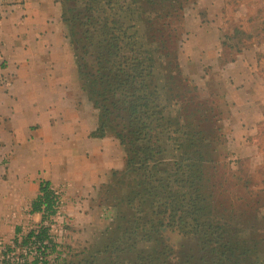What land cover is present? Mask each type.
I'll return each instance as SVG.
<instances>
[{
  "label": "trees",
  "instance_id": "16d2710c",
  "mask_svg": "<svg viewBox=\"0 0 264 264\" xmlns=\"http://www.w3.org/2000/svg\"><path fill=\"white\" fill-rule=\"evenodd\" d=\"M189 1H62V20L78 76L98 111V127L93 136H111L123 146L124 168L113 175H127L129 180L123 179L129 189L126 201L131 204L139 198L138 207L149 201L151 215L146 224L135 223L126 229L125 236L117 243L107 244L98 256L62 264H264V237L256 234V226H245L238 218L248 212L249 198L240 197V208H229L227 215L215 214L208 166L212 160L205 152L204 131L200 126L203 110L195 107L184 118V124L178 123L173 128L167 115L168 94H162L156 82L155 57L137 28L141 5L167 20L183 11ZM173 79L168 76V81ZM181 100L186 102L184 94ZM167 143L175 151L181 150L179 158L168 164L161 158ZM243 186L249 190V181H244ZM257 197L260 203L261 197ZM55 204L51 184L42 182L31 211L42 213L44 221L56 214ZM262 229L264 232V226ZM137 231L142 232L140 238ZM168 234L192 240L191 249L171 243ZM33 235L31 231L27 237ZM48 237L49 228L42 226L37 238ZM139 241H151L155 246L145 254H133ZM49 243L50 252L44 254L42 264H50L46 256L57 251V244L52 240ZM117 252L122 255L110 257L109 262L100 261L99 256L116 257Z\"/></svg>",
  "mask_w": 264,
  "mask_h": 264
},
{
  "label": "rangeland",
  "instance_id": "374dc122",
  "mask_svg": "<svg viewBox=\"0 0 264 264\" xmlns=\"http://www.w3.org/2000/svg\"><path fill=\"white\" fill-rule=\"evenodd\" d=\"M141 6L143 8L136 19L137 28L142 41L155 57L156 82L161 93L168 94L167 115L173 128L176 129L178 123L179 126L184 124L190 110L197 106L203 110L200 126L204 131L205 152L212 160L208 166L215 214L227 215L229 208H240V197L249 198L248 212L238 218L245 226H256V234L264 237V89L256 87L247 92L243 83H237L240 78L235 81L233 77L242 76V69L231 71L227 68L229 63L244 56L256 59L257 68L264 76V0H190L183 11L167 20L158 18L157 11L153 14L150 8ZM199 28L207 35L192 39L191 35ZM214 32H219V55L217 59H209L206 51L199 55V48L207 38L211 44L215 42ZM169 75L174 79L168 81ZM254 78L255 86L263 83L259 76L254 75ZM236 85L242 87L235 89ZM177 93H180L179 97L175 96ZM181 94L186 97L184 103ZM165 147L166 152L161 158L166 164L181 155V150L175 151L168 143ZM125 176L111 174L107 185L96 197L95 206L99 205V208L93 209L95 221L78 226L63 216L62 192L52 187L58 194L56 214L22 232L13 241L24 236L22 244L25 245L32 230L45 226L49 228L50 241L57 244V251L46 256L50 264L78 262L98 256L107 244L117 243L125 236L126 229L135 223L139 226L146 224L151 217L149 201L139 207V198L131 204L126 201L129 189L123 179H129ZM244 181H249V190L243 186ZM258 195L260 203L257 202ZM137 235L140 238L142 232L137 231ZM168 239L177 246L184 245L182 249L189 251L192 247V240L177 234H168ZM4 243L10 242L0 239V244ZM154 246L151 241H139L133 254H145ZM49 252L50 249L46 254ZM113 255L104 254L99 258L109 262L110 257L117 258L122 253L117 252L116 257Z\"/></svg>",
  "mask_w": 264,
  "mask_h": 264
},
{
  "label": "crops",
  "instance_id": "0c3cea01",
  "mask_svg": "<svg viewBox=\"0 0 264 264\" xmlns=\"http://www.w3.org/2000/svg\"><path fill=\"white\" fill-rule=\"evenodd\" d=\"M13 1L0 0V239L7 242L43 221L31 211L42 182L62 192V213L72 224L95 221L96 197L126 155L114 137L93 136L98 111L78 76L63 0ZM214 34L199 55L217 59ZM202 35L199 28L191 38ZM257 65L242 56L227 68L242 69L233 77L248 92L264 89ZM254 75L263 83L255 86Z\"/></svg>",
  "mask_w": 264,
  "mask_h": 264
},
{
  "label": "built area",
  "instance_id": "2783aa9c",
  "mask_svg": "<svg viewBox=\"0 0 264 264\" xmlns=\"http://www.w3.org/2000/svg\"><path fill=\"white\" fill-rule=\"evenodd\" d=\"M56 196L55 209L58 208L59 202L57 192H54ZM39 228L32 230L34 235L31 238H26L27 243L22 244L23 237L19 236L18 239L9 244H0V264H32L37 261V264H42L45 258V253L48 252L50 246V238L40 240L37 238ZM52 238V237H51Z\"/></svg>",
  "mask_w": 264,
  "mask_h": 264
}]
</instances>
